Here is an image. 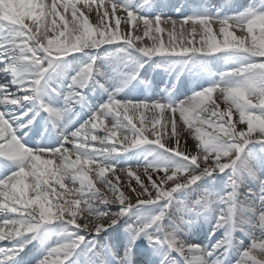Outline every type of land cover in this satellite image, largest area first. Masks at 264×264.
<instances>
[{
	"label": "snow or ice",
	"instance_id": "1",
	"mask_svg": "<svg viewBox=\"0 0 264 264\" xmlns=\"http://www.w3.org/2000/svg\"><path fill=\"white\" fill-rule=\"evenodd\" d=\"M152 7L151 0H0V264H133L134 249L145 257L141 264H223L234 247L231 264H264V157L259 170L254 164L257 148L264 153V0L231 14L197 10L179 21ZM111 46L131 66L112 85L92 55ZM78 53L90 54L89 62L66 91L52 88L48 81ZM220 53L242 62L184 100L121 95L155 57ZM90 86L107 99L78 126L66 125L67 117L75 123ZM205 125L212 131H202ZM41 129L48 133L43 144L36 142ZM145 146L157 161L112 163ZM225 175L222 196L207 189L193 201L177 196ZM248 178L260 191L248 188L241 199ZM205 213L215 219L210 237L224 233L210 248L178 234ZM51 225L62 230L41 245ZM237 231L246 244L236 241ZM105 234L116 242L102 244Z\"/></svg>",
	"mask_w": 264,
	"mask_h": 264
},
{
	"label": "bare ground",
	"instance_id": "2",
	"mask_svg": "<svg viewBox=\"0 0 264 264\" xmlns=\"http://www.w3.org/2000/svg\"><path fill=\"white\" fill-rule=\"evenodd\" d=\"M224 1H226V0H153L155 6L164 4L166 2H173L175 4H178L179 5V8L181 6H187L189 10H191L193 8H202V9H207L208 11H211V8H212V6H214V3H220V2H224ZM253 2L254 1H252L250 4H253ZM185 4H189V5H185ZM159 12H162V13H164V14L167 15V12H165V11H159ZM118 15H119V13H118ZM170 15L173 17V19H176L177 21H179L181 19L180 18V15H182V11H180V13H177L176 12V9H172L170 11ZM90 21L93 22V23L95 22V20H94V13H93L92 16H90ZM113 23H114V21H113ZM161 26L167 27L163 23H162ZM188 27H189L188 25H185V28H188ZM177 29L179 30V24H177ZM123 30H124V25L122 23L121 24V31H123ZM237 34L239 35V33H237ZM164 38H165V42L167 43V35L166 34H165V37ZM187 38L188 39H192L191 36H188ZM145 39H147V38H145ZM197 39H198V37H197ZM182 40H183V37H179L178 36L175 42L176 43H180V42H182ZM149 43H150V41H149ZM111 48H112L113 54H120V52L118 51V48L117 47L115 48V50H114L113 47H111ZM99 54H101V52ZM215 56H216V58L222 57V58H224L227 61H230V60H232V59H234V58L237 57L235 54H232V53H220V54H217ZM88 57H89V55H86V58H88ZM213 58H214V56H211V57H197V58H194V59L189 60V58L159 57L158 56V57H155L152 60L148 61L149 64H148L147 69L145 71V75H152L151 74V71H152L151 68H152V64L153 63H167V64H170L171 65L170 69H173L175 67L176 68H179V69H180V67H182L183 69H185V68H190V65L189 64H191V63H197L200 60H206V59H211L212 60ZM184 61H188V62L185 63ZM170 69H168V70H170ZM154 73L157 74V75H159L158 71H156ZM153 77L155 78V76H153ZM192 94L187 95L184 99H186L187 97H190ZM165 115H167V114H165ZM145 117H146V123H147V121H150L152 119L151 111L145 113ZM180 122H181V118L179 117V113H177V123H178V126H179ZM161 124H163V121L161 122ZM149 127H150V125H149ZM158 127H160V126L158 125ZM204 127H207V126L205 125ZM169 131H170V126H169ZM152 138L153 137L151 135H149V139H152ZM162 139H167V137L166 136L165 137H162ZM142 150H144L145 157H146V153H151L152 152L151 146H145L143 148L137 149L134 152H130V153H137V152H141ZM126 159H129V156L128 155L126 156ZM150 159H148V160H150ZM142 171H143V169L141 168L139 170V172H142ZM110 175H111V173L108 174V176H110ZM206 180H204L203 182H201V186L204 184V182ZM122 182H123V177H122ZM192 191H194V190H192ZM122 227H123L122 225H118L117 226V231L119 232V230H121ZM118 235H119L120 240H123L124 239L123 234L118 233ZM105 239H109L111 241V243H115L116 242L113 239L112 236H108L107 234H105L104 240ZM244 242L246 244L247 243V240L245 239ZM214 243H211L210 241L209 242L207 241L204 244L203 243H200V244L204 245L206 248H210L212 246V244H214ZM236 254H237L236 247H234L233 250L229 253V258L226 259V260H224L223 264H231V261L236 256ZM133 257L137 261L136 264H140L142 262V260L145 259V257H143V259L141 260V258L138 255H136L135 253L133 254Z\"/></svg>",
	"mask_w": 264,
	"mask_h": 264
},
{
	"label": "rangeland",
	"instance_id": "3",
	"mask_svg": "<svg viewBox=\"0 0 264 264\" xmlns=\"http://www.w3.org/2000/svg\"><path fill=\"white\" fill-rule=\"evenodd\" d=\"M249 1L250 0H245V3H244V5H243V7H241V8H238V9H235V10H233L232 12H239V11H243L245 8H247L248 7V4H249ZM260 2V0H257V2L256 3H259ZM223 8V7H222ZM223 11V13L222 14H225L224 12H227V14H231V13H229L230 12V10H225V9H223L222 10ZM155 13V12H154ZM153 13V14H154ZM108 54V51L107 50H102V54L100 55V56H98V57H100V59H99V61L102 59V57L103 56H105V55H107ZM237 63L236 64H238V63H240V62H242L241 61V58H240V60H238V61H236ZM80 64V62L77 64V65H79ZM197 64V63H196ZM194 67H196V65L194 66ZM228 67H232V65L231 66H228ZM228 67H225L224 69H223V71H225ZM219 80V77H210V79L203 85V86H201L200 87V89L201 88H205V87H208L209 85H211V84H213V83H215L216 81H218ZM199 89V90H200ZM198 91V90H197ZM194 93V92H193ZM215 95H219L218 93L217 94H215ZM214 98H215V96H214ZM225 105L223 104V103H221V107L223 108ZM207 127H204V128H202L201 130L202 131H208V132H210V131H212L210 128H207ZM258 150V149H257ZM256 150V152L255 153H257V156L258 157H260V158H262V157H264V153H261L260 151L258 152ZM136 165H140L139 163H136L135 165H131V166H136ZM129 166V165H128ZM209 179V178H208ZM210 180H213V188H214V190L216 191V192H218V193H220L221 195H223L222 193L226 190V188L228 187V186H226V185H222V184H224V183H226V180H227V175H225L224 177H222V178H219V179H213V178H210L209 179V181ZM251 181V182H250ZM203 182V181H202ZM250 183L252 184V187L253 188H259L260 186L258 185V183H255L254 184V181L252 180V179H250V178H248V179H246L245 181H244V184H247L246 186H245V190H247L248 188H249V185H250ZM254 184V185H253ZM251 187V188H252ZM210 190L209 188H205V189H202V190H199V191H196V192H192V191H187V194H186V199L185 198H183L182 197V199L181 200H183V201H193V200H195L204 190ZM179 194L180 193H178L177 194V196H179ZM240 194H242V197H244V196H246V193H243V192H241ZM141 211H143V210H141ZM179 214V213H178ZM135 218V217H134ZM215 222V219H214V217L212 216L211 217V223H214ZM243 238H245L246 240H247V236L244 234L243 235ZM244 239V240H245ZM243 240V241H244ZM137 243H144V241H137Z\"/></svg>",
	"mask_w": 264,
	"mask_h": 264
}]
</instances>
